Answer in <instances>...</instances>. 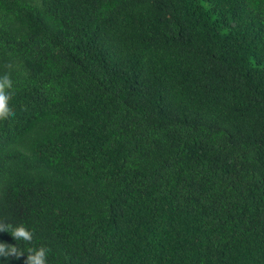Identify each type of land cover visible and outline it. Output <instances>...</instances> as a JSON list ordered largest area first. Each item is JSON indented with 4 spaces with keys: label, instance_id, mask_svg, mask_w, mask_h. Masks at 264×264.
Instances as JSON below:
<instances>
[{
    "label": "trees",
    "instance_id": "16d2710c",
    "mask_svg": "<svg viewBox=\"0 0 264 264\" xmlns=\"http://www.w3.org/2000/svg\"><path fill=\"white\" fill-rule=\"evenodd\" d=\"M7 72L0 222L33 240L0 242L264 264V0H0Z\"/></svg>",
    "mask_w": 264,
    "mask_h": 264
},
{
    "label": "clouds",
    "instance_id": "9594fccd",
    "mask_svg": "<svg viewBox=\"0 0 264 264\" xmlns=\"http://www.w3.org/2000/svg\"><path fill=\"white\" fill-rule=\"evenodd\" d=\"M11 67V65H9ZM14 93L13 80L11 73L7 72L0 75V120L8 119L14 115L13 109L10 107L9 101ZM0 231H8L16 241L23 240L26 245H31L33 240V232L29 230L24 223L12 224L8 222H0ZM28 253L25 264H48L49 249L43 245L39 247L29 246L26 249L18 247V244H8L0 242V256L16 257L17 259Z\"/></svg>",
    "mask_w": 264,
    "mask_h": 264
}]
</instances>
